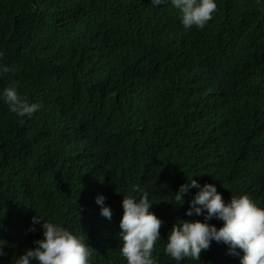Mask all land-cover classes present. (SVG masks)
Segmentation results:
<instances>
[{
	"label": "trees",
	"instance_id": "obj_1",
	"mask_svg": "<svg viewBox=\"0 0 264 264\" xmlns=\"http://www.w3.org/2000/svg\"><path fill=\"white\" fill-rule=\"evenodd\" d=\"M215 3L186 29L171 0H0V264L44 238L37 215L82 239L88 264H127L122 200L143 192L163 221L157 264H240L215 240L200 260L164 251L181 220L223 226L186 215L199 189L175 201L191 179L264 209V0ZM10 85L41 106L31 118L9 110Z\"/></svg>",
	"mask_w": 264,
	"mask_h": 264
},
{
	"label": "clouds",
	"instance_id": "obj_2",
	"mask_svg": "<svg viewBox=\"0 0 264 264\" xmlns=\"http://www.w3.org/2000/svg\"><path fill=\"white\" fill-rule=\"evenodd\" d=\"M165 0H151L153 6L163 4ZM171 4L181 12V22L186 29L194 26L203 29L216 10L215 0H171ZM3 53H0V57ZM6 74L7 66L0 69ZM9 110L18 117L31 118L40 109L38 103H30L20 96L15 85L7 86L3 91ZM24 122L23 119L20 121ZM191 188L199 191L189 201L187 216L204 214V220L213 218L223 221L219 229L207 222L181 220L173 225L164 249L165 253L176 261L185 258L200 260L201 253L210 248L211 242H223L229 248V254L237 256L240 264H264V209L258 207L247 195L231 196L225 203L222 195L213 184H200L191 179L182 184L174 195L180 206ZM139 186L134 188L138 191ZM105 197L98 196L96 203L101 206L100 214L111 220L112 212L104 206ZM153 203L148 193L143 192L137 200L132 196H123V215L119 222L120 248L127 264H157L152 253L155 243L160 240V228L163 221L149 209ZM41 224L43 239L34 241L36 247L16 259L15 264H88L90 247L68 229L49 222L40 215L32 217V223ZM30 231H35L33 227ZM239 249V251H237ZM242 253V255H241ZM0 252V255H3Z\"/></svg>",
	"mask_w": 264,
	"mask_h": 264
}]
</instances>
